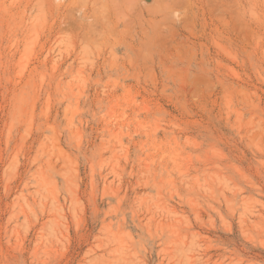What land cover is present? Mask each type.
Returning a JSON list of instances; mask_svg holds the SVG:
<instances>
[{
	"label": "rangeland",
	"instance_id": "1",
	"mask_svg": "<svg viewBox=\"0 0 264 264\" xmlns=\"http://www.w3.org/2000/svg\"><path fill=\"white\" fill-rule=\"evenodd\" d=\"M0 264H264V0H0Z\"/></svg>",
	"mask_w": 264,
	"mask_h": 264
}]
</instances>
